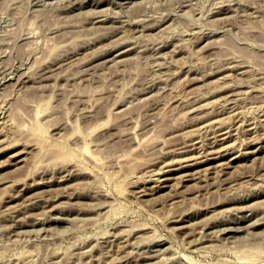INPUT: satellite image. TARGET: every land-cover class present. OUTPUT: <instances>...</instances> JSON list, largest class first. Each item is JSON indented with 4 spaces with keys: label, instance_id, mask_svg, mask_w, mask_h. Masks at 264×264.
I'll use <instances>...</instances> for the list:
<instances>
[{
    "label": "rangeland",
    "instance_id": "1",
    "mask_svg": "<svg viewBox=\"0 0 264 264\" xmlns=\"http://www.w3.org/2000/svg\"><path fill=\"white\" fill-rule=\"evenodd\" d=\"M41 1L0 0V138H2L0 139L2 149H0L4 150L3 153L0 150V160L4 159L1 161L6 162V165L4 164L0 170V264H140L141 262V264H164V261L165 264H182L180 262L183 261L184 264H264V154H262L264 153V135H262L264 133V0H242L243 2L241 0H235L236 2L233 0L231 2L230 0H188V2H186L187 0H142L145 2L142 5L141 0H138L141 6L137 2L134 4L137 0H125L126 2L124 0H99L101 3L94 0L97 4L92 0H81L83 5L79 0H76L74 4L71 2L72 0H60L63 3H68L64 5L59 0H43V3ZM119 2H122V5ZM220 3L221 5L217 6ZM124 4L130 7L126 8ZM65 5L75 9L67 7V10ZM86 8L89 11L94 9L99 12L94 11L93 15L87 12ZM99 8L102 10L106 8V11L104 9L103 12L107 15L103 14ZM82 9L86 11H82ZM90 16L94 17L90 18ZM104 16H107V19ZM95 17L100 22L95 21ZM109 17L113 19L108 20ZM134 17H142L140 18L142 21H137V23L135 20H139V18L135 19ZM123 18H127L124 19L125 22L122 21ZM143 18L145 19L143 20ZM149 18L152 21L155 20L153 21L154 26ZM158 18L163 20H158ZM90 19L94 20L89 22ZM129 19L130 23L133 21L135 23L130 25ZM159 21H163L165 24ZM120 23L126 27L121 28L124 33L119 29ZM157 23L160 27L156 26ZM141 24H144V27ZM98 25L104 27L100 26L103 27L100 29ZM105 25H108L110 29ZM112 25H114L112 28L116 25L118 28L115 27L112 31ZM145 25L148 26L149 32ZM95 26L99 29L95 30ZM131 26L132 30H130ZM150 26L151 28H149ZM134 27L135 29L139 28V31L142 29L141 34L147 35L142 36L137 29L133 31ZM105 29H108L109 32ZM118 30H121L120 33ZM208 31H212V34L207 33ZM131 39H134L135 42L130 41ZM120 40L121 43L125 40L128 41H125L123 43L125 45L122 44L121 47ZM164 43L167 44L166 47ZM127 47H129V51L133 52L126 51ZM155 48L162 52L159 53L160 51ZM172 48H174L173 51ZM103 49L104 51H101ZM95 52L100 54L96 55ZM115 52H120V54L117 55ZM126 53L129 54L126 55ZM162 53L164 58L161 57ZM158 56L161 58L159 59ZM59 57L60 59H58ZM114 58H116L115 60L121 58V60L117 62L113 60ZM109 59L114 62L108 61ZM59 60L63 64H59ZM238 63H242V66L241 64L239 66ZM221 64L222 66H220ZM226 64L230 66L229 69ZM56 66L58 67L55 68ZM218 66L221 67L220 70ZM212 67L219 71L213 70ZM44 68H48V70ZM9 69H12V72L9 71V73ZM41 70L46 71L45 75ZM207 70L208 73L213 74H204L203 76L202 74ZM2 71L7 72L4 74ZM27 71L29 76H26ZM215 72L216 74H214ZM227 72L229 74H224ZM9 75L11 77H7ZM206 75L208 78L204 79ZM224 75L225 77H223ZM18 77L19 79H17ZM26 77L31 78L27 79ZM211 79L213 80L211 81ZM17 81L19 82L17 83ZM219 86H223L220 87L222 90H218ZM230 87H232L231 90ZM250 87L252 89L255 87L254 91L249 90ZM236 89L242 90V92L239 91L238 96H236L238 93ZM233 90L234 94H231ZM220 91L223 92L222 96ZM226 96L229 98L227 99ZM238 97L240 98L238 99ZM232 98H235V101ZM214 99L215 102H213ZM197 100L201 103H198ZM230 100L236 107L232 106L233 102L231 103ZM204 101L210 103L208 105L206 102L209 107L204 106ZM221 101H223V105ZM227 105L232 108L228 109ZM195 106L197 107L195 108L196 112L192 108ZM191 108L194 113H191ZM190 110L191 112H188ZM230 110H235L237 115L232 116L233 113L230 114ZM184 111H187V115L184 114ZM211 113L214 120L218 119V122H214L212 116L208 115ZM196 114L197 116H195ZM207 121L211 123H208L209 126H207ZM239 121H241L240 126L238 125ZM220 122H223L227 127L221 126L223 123ZM227 122L230 123V127ZM251 122L254 125L257 124L254 126ZM189 124H191L190 127ZM222 130H226L227 133L224 135H228L229 138L225 141L227 143L217 144L215 142L218 137L223 136ZM183 131L186 133L185 137L189 134L188 132L192 133L186 139ZM231 131L233 132L231 133ZM240 131L246 132L244 134ZM178 134L183 136L182 139ZM193 134H195L194 137ZM188 138H191L193 142ZM232 141L233 144H230ZM171 142H174V145ZM196 142L202 143L197 145ZM180 143L181 146H179ZM171 146L174 147V153ZM192 147L195 148L192 149ZM257 147L259 150L251 154V150ZM217 148L224 155L210 164L204 163L199 166L202 168L200 173L204 174L206 170V175L199 174L200 176L196 175L191 178L187 176V179H183L185 176H181V173L192 171L185 169L172 175L176 176L168 182L171 185L157 191L158 193L152 192L153 195L149 192V187L156 183L155 180L161 175V171L169 166L171 159H173L171 167H176L175 165L179 166L178 164L183 161L185 163V157L186 163H190L202 154L216 156L219 154ZM177 149H181V153ZM20 150L24 161L19 163L22 166L16 164L19 167H15L14 164L7 162L11 157L9 154L20 152ZM168 150H171L170 153ZM201 150H205V152ZM229 150L230 153H228ZM164 153L167 154L169 161ZM176 153L180 155L178 156ZM176 155L178 162L174 158ZM233 155L238 156L239 160L236 159L235 165L226 168L228 171L220 172L217 167L209 169L206 167L215 164V162L227 161L234 157ZM182 156L185 157L182 158ZM250 158L253 160L250 161ZM241 159L246 164H243ZM152 163L155 165L153 166ZM166 164L168 165L166 166ZM150 165H152L151 168ZM147 168L149 171L146 170ZM153 169L156 170L155 174H153ZM158 170H161L160 175L157 173ZM63 174L67 175V178L62 177ZM145 174L147 176L150 174L151 178ZM178 174L183 177V180L179 179ZM215 174L218 176L216 177ZM50 177H56L58 181L56 182V179L53 181ZM161 177L163 176L159 178ZM262 178L263 180H261ZM49 179L50 181H48ZM211 179L220 181L213 182ZM13 180L19 183L17 184ZM153 180L154 182H151ZM181 182L182 184H180ZM178 183L180 186H177ZM205 183L206 185H204ZM187 184L188 186H186ZM58 186H61V189ZM63 186L64 188H62ZM184 187L187 188H185L186 191H184ZM44 188L46 190L49 188V190L46 191ZM51 188L54 192L57 190L59 193H54ZM181 188H183L182 191ZM137 189H140V195ZM12 190L18 191L15 193ZM37 190L40 192L35 193ZM62 193L66 195L64 194V196ZM32 194H35L33 196L36 198L32 197ZM37 194L40 195L39 198L36 196ZM45 194H48L49 198ZM58 194L60 195L58 196ZM171 194L174 195L171 196ZM41 195L44 199L47 197V201L44 202ZM179 196L182 198L180 199ZM24 201L26 205L23 204ZM40 201L44 205L40 204ZM52 201L54 202L52 203ZM101 201L103 204H100ZM13 204L16 205V209ZM249 204L253 207H249ZM19 205H24L26 208L18 207ZM53 205L55 207H52ZM243 205L248 207L242 209L240 206ZM30 206L31 208H29ZM254 207L255 211H253ZM27 208L28 210L32 209V213L31 210H26L27 214L25 211ZM181 212H184L183 215ZM24 213L27 215L24 216ZM33 215L35 218L32 217ZM183 219L188 220L184 221ZM248 219L250 221L257 219L254 221L257 222L256 224H251L253 229H250ZM261 220L263 222H260ZM243 221L245 222L243 223ZM12 224L13 226H11ZM243 224H247L249 228ZM225 225L233 228L236 226L234 228L236 230L226 232ZM214 227H216L215 230L211 231ZM239 227L243 231L237 229ZM201 228H203V232H206L201 231L203 235L199 232ZM16 230L19 232L22 230V233L19 234L18 231L15 233ZM216 231L217 234L220 231L219 238ZM188 232L192 233L193 237L188 235ZM233 234L236 236H232ZM198 235L201 236L199 241L197 240ZM224 235H229V238ZM125 236L128 237H126L127 242L123 238ZM204 236H208L207 239ZM222 236L225 239H222ZM195 239L197 240L196 244ZM202 239L208 241L203 244ZM84 243L86 244L83 245ZM87 245L89 248L93 246L92 250L87 249ZM80 249L81 251L87 249L90 252L85 251L86 254L85 252L82 254ZM138 249H142L145 253ZM133 251L135 254L138 252L140 254L135 256ZM141 253L144 255L147 253V256L141 255ZM149 254L152 256L148 257ZM133 255L134 257H132ZM154 255H157L155 256L157 258Z\"/></svg>",
    "mask_w": 264,
    "mask_h": 264
},
{
    "label": "bare ground",
    "instance_id": "2",
    "mask_svg": "<svg viewBox=\"0 0 264 264\" xmlns=\"http://www.w3.org/2000/svg\"><path fill=\"white\" fill-rule=\"evenodd\" d=\"M34 1H37V0H34ZM42 1H43V0H42ZM42 1H41V3H43ZM59 1H60V0H59ZM75 1H76V0H72L71 2H73V4H74ZM77 1H78V0H77ZM79 1L81 2V0H79ZM85 1H86V0H85ZM92 1L95 2L94 0H92ZM97 1H99V0H97ZM100 1H101V0H100ZM100 1H99V3H101ZM104 1H105V0H104ZM129 1H131V0H129ZM134 1H135V0H134ZM134 1H132V2H134ZM144 1H145V0H144ZM144 1L141 0V5H142V3H143ZM180 1H181V0H180ZM183 1H184V0H183ZM183 1H182V2H183ZM185 1H186V0H185ZM189 1H190V0H189ZM221 1H222V0H221ZM224 1H225V0H224ZM226 1H227V0H226ZM233 1L236 2L235 0H233ZM238 1H239V0H238ZM38 2L40 3V1H38ZM38 2H37V4L39 5ZM60 2H62V5H64V4H68V3H63V1H60ZM93 2H92V3H93ZM117 2H118V1H117ZM124 2H126V1L124 0ZM136 2L140 5V3H139L138 0L135 1L134 4H136ZM178 2H179V1H178ZM186 2H188V0H187ZM228 2H229V1H228ZM228 2H227V3H228ZM230 2H231V0H230ZM241 2H243V1L241 0ZM32 3H33V2H32ZM44 3H46V2L44 1ZM69 3H70V2H69ZM82 3H83V2H81V4H82ZM89 3H90V2H89ZM95 3L97 4V2H95ZM119 3H120V2H119ZM129 3H130V2H129ZM129 3H127V4H129ZM189 3H190V2H189ZM189 3H187V5H188ZM227 3H226V4H227ZM237 3H239V2H237ZM33 4H34V3H33ZM81 4H80V5H81ZM117 4H118V3H117ZM120 4L122 5V2H121ZM120 4H119V5H120ZM138 4H137V5H138ZM144 4H145V2H144ZM35 5H36V4H35ZM69 5H71V4H69ZM77 5H79V4L77 3ZM82 5H83V4H82ZM91 5H92V4H91ZM130 5H131V4H130ZM132 5H133V4H132ZM141 5H140V6H141ZM187 5H186V6H187ZM189 5H190V4H189ZM219 5H221V3L218 4L217 6H219ZM42 6H43V5H42ZM65 6H66V9H67V7H68V9H75V8H69V6H67V5H65ZM86 6H87V5H86ZM124 6H126V8H127V7L129 8V7H130L129 5L127 6V5H125V4H124ZM178 6H182V5H178ZM230 6H232L231 3H230ZM230 6H229V7H230ZM235 6H236V5H235ZM237 6H239V5H237ZM36 7H38V6L36 5ZM82 7H83V9H84V6H82ZM96 7H98V6H96ZM99 7H100V6H99ZM137 7H138V6H137ZM221 7H222V6H221ZM78 8H79V7H78ZM93 8H95V7H93ZM120 8H121V6H120ZM124 8H125V7H124ZM219 8H220V7H219ZM225 8H226V7H225ZM225 8H223V9H225ZM230 8H231V7H230ZM230 8H227V9H230ZM68 9H67V10H68ZM76 9H77V6H76ZM83 9H82V11H86V10H88L87 8H86V10H83ZM91 9H92V8H91ZM99 9H100V8H99ZM104 9H105V11H106V8H103V10H102V8H101L100 10H102V12H103ZM232 9H233V8H232ZM219 10H220V9H219ZM71 11H72V10H71ZM73 11H75V10H73ZM79 11H81L80 8H79ZM94 11H95L96 13L99 12V10H98V12H97V11L94 10V9H92V11H89V10H88L87 12L92 13V12H94ZM213 11H214V10H213ZM223 11H224V10H223ZM226 11H227V10H226ZM226 11H225V12H226ZM67 12H68V11H67ZM95 12H94V13H95ZM221 12H222V11H221ZM77 13H78V11H77ZM94 13H92V14L94 15ZM104 13H105V12H103V14H104ZM167 13H168V12H167ZM167 13H165V15H166ZM169 13H170V12H169ZM216 13H217V11H216ZM222 13H223V12H222ZM222 13H221V14H222ZM92 14H91V15H92ZM170 14H171V13H170ZM218 14H219V13H218ZM95 15H96V14H95ZM101 15H102V14H101ZM105 15H107V14L105 13ZM165 15H164V18H165ZM167 15H168V14H167ZM93 17H94V16H93ZM93 17L90 16V18H93ZM104 17H105V16H104ZM106 17H107V16H106ZM106 17H105V18H106ZM114 17H115V16H114ZM160 17H161V16H160ZM162 17H163V15H162ZM96 18H97V17L94 18L95 21L98 20V18H97V19H96ZM110 18H111V17H109L108 20H109ZM117 18H119V17H117ZM129 18H130V17H129ZM134 18H135V17H134ZM134 18H133V20H135L136 18H139V17H136L135 19H134ZM140 18H142V17H140ZM140 18H139V20H135V21H136V22H137V21L140 22V20L142 21V19H140ZM94 19H90L89 22H91V20H94ZM99 19L101 20V16H100ZM103 19H104V18H103ZM103 19H102V20H103ZM106 19H107V18H106ZM106 19H105V20H106ZM111 19H113V18H111ZM124 19H125V18H123V20H122L123 22H125ZM126 19H127V18H126ZM126 19H125V20H126ZM144 19H145V18H143V20H144ZM149 19H150V18H149ZM165 19H166V18H165ZM108 20H107V22H108ZM117 20H118V19H117ZM117 20L115 21L116 23H117ZM119 20H120V19H119ZM147 20H148V18L146 19V21H147ZM156 20H157V18H156ZM158 20H163V19H159V18H158ZM95 21H94V22H95ZM98 21H99V20H98ZM103 21H104V20H103ZM146 21H144V24H146V23H145ZM150 21L153 22V21H155V20L152 21V20L150 19ZM164 21H166V20H164ZM87 22H88V21H87ZM99 22H100V21H99ZM101 22H102V21H101ZM104 22H105V21H104ZM109 22H110V21H109ZM112 22H114V21L112 20ZM112 22H111V23H112ZM120 22H121V21H120ZM133 22H134V21H133ZM133 22H131V23H133ZM147 22H148V21H147ZM151 22H149V23H151ZM159 22L165 24V22H163V21H159ZM92 23H93V22H92ZM111 23H110V24H111ZM118 23H119V22H118ZM131 23H130V19H129V24L131 25ZM134 23H135V22H134ZM137 23H138V22H137ZM155 23H156V22H155ZM90 24H91V23H90ZM98 24H99V23H98ZM100 24H101V23H100ZM107 24H108V23H107ZM120 24H121V23H120ZM125 24H127V23H125ZM144 24H141V25L144 27ZM153 24H154V22L152 23V25H153ZM158 24H159V23H157L156 26H159V27H160V25H158ZM96 25H97V24H96ZM137 25H138V24H137ZM137 25H136V26H137ZM154 25H155V24H154ZM154 25H153V26H154ZM93 26H94V25L92 24V27H93ZM100 26H103V25H98V27H100ZM107 26H108V25H107ZM107 26L105 25L106 28H107ZM113 26H114V25H112L111 28H112ZM117 26H118V25H116L115 27L118 28ZM142 26H141V27H142ZM145 26H147V25H145ZM156 26H155V27H156ZM95 27H96V28H95ZM95 27H94L95 30H96V29H99V28H97V26H95ZM103 27H104V26H103ZM103 27H100V29L103 28ZM108 27H109V26H108ZM115 27H114V28H115ZM122 27H123V25L121 24V27H120L119 29H121ZM124 27H125V26H124ZM124 27H123V28H124ZM128 27H129V26H128ZM128 27H127V28H128ZM141 27H140V28H141ZM155 27H154V28H155ZM89 28H90V26H89ZM114 28H112V31H113ZM125 28H126V27H125ZM131 28H132V26L130 27V30H132ZM149 28H151V26H150ZM91 29H93V28H91ZM109 29H110V27H109ZM134 29H135V27L133 28V31H135L136 29L138 30L139 28H136L135 30H134ZM143 29H144V28H143ZM161 29H162V28H161ZM105 30L108 31V29H105ZM121 30H122V29H121ZM121 30H118V32L120 33ZM126 30H127V29H126ZM146 30L148 31V26H147V29H146ZM149 30H150V29H149ZM122 31H123L122 33H124V30H122ZM138 31H139V30H138ZM193 31H194V30H193ZM105 32H106V31H105ZM105 32H104V33H105ZM108 32H109V31H108ZM108 32H107V33H108ZM116 32H117V31H116ZM118 32H117V33H118ZM131 32H132V31H131ZM148 32H149V31H148ZM190 32L193 33L192 31H190ZM190 32H189V33H190ZM195 32H196V31H195ZM201 32H202V31H201ZM204 32H205V31H204ZM204 32H203V33H204ZM209 32H210V31H208L207 33H209ZM135 33H136V32H135ZM139 33H140V34L142 33V29H141V31H139ZM144 33H145V32H144ZM198 33H200V31H198ZM201 34H202V33H201ZM209 34H212V31H211ZM123 35H124V34H123ZM138 35H139V34H138ZM141 35H142V36H145V35H147V34H145V35L141 34ZM202 35H203V34H202ZM120 36H121V34L119 35V39H120ZM124 36H125V35H124ZM127 36H128V35H127ZM204 36H205V35H204ZM122 37H123V36H122ZM134 37H135V36H134ZM130 38H131V36H130ZM208 38H209V37H208ZM116 39H117V38H116ZM125 39H128V38H125ZM204 39H205V37H204ZM206 39H207V38H206ZM117 40H118V39H117ZM121 40H122V38H121ZM121 40H120V43H121ZM132 40L135 42L134 39H131L130 41H132ZM118 41H119V40H118ZM125 41H126V40H125ZM125 41H123V43H124ZM127 41H128V40H127ZM127 41H126V42H127ZM130 41H129V42H130ZM133 41H132V42H133ZM134 42H133V43H134ZM113 43H115V42H113ZM117 43L119 44V42H117ZM123 43H121V47H122V44H123ZM130 43H131V42H130ZM133 43H132V44H133ZM136 43H137V42H136ZM162 43H163V42H162ZM118 44H117V45H118ZM126 44H127V43H126ZM164 44H165V43H164ZM164 44H163V45H164ZM114 45H115V44H114ZM117 45H116V46H117ZM123 45H125V44H123ZM137 45H138V44H137ZM166 45H167V44H165V47H166ZM168 45H170V44H168ZM171 45H172V44H171ZM111 46H112V44H111ZM133 46H134V45H133ZM133 46H131V47H133ZM161 46H162V45H161ZM173 46L176 47V45H173ZM112 47L114 48V46H112ZM118 47H119V46H118ZM121 47H120V48H121ZM137 47H138V46H137ZM154 47H155V46H154ZM159 47H160V45H159ZM115 48H116V47H115ZM128 48H129V47H127L126 51L128 50ZM152 48H153V47H152ZM170 48H171V47H170ZM117 49H119V48H117ZM123 49H124V48H123ZM133 49H134V47H133ZM136 49H137V48H136ZM139 49H140V48H139ZM155 49H157V48H155ZM168 49H169V48H168ZM168 49H167V50H168ZM173 49H174V48H172V51H173ZM109 50H110V49H109ZM131 50H132V48H131ZM153 50H154V49H153ZM157 50H158V49H157ZM164 50H166V49H164ZM101 51H104V49L101 50ZM101 51H100V52H101ZM118 51H119V50H118ZM121 51H122V49H121ZM121 51H120V52H121ZM123 51H124V50H123ZM126 51H125V52H126ZM128 51H129V50H128ZM134 51H135V50H134ZM158 51H160L159 53L162 52L161 50H158ZM170 51H171V50H170ZM174 51H175V50H174ZM176 51H177V49H176ZM66 52H67V51H66ZM66 52H65V53H66ZM109 52H110V51H109ZM120 52H119V53H116V52H115V53H116L117 55H119ZM129 52H133V51H129ZM163 52H164V51H163ZM95 53H96V55H97L98 52H95ZM95 53H93V54L95 55ZM102 53H103V52H102ZM102 53H101V54H102ZM107 53H108V52H107ZM154 53H155V52H154ZM154 53H153V55H154ZM166 53H168V52H166ZM171 53L173 54L174 52H171ZM171 53H170V54H171ZM175 53H177V52H175ZM67 54H68V52H67ZM93 54H92V56H91L92 58H93ZM98 54H100V53H98ZM103 54H105V53H103ZM110 54H112V53H110ZM116 54H114V55H116ZM121 54H122V52H121ZM124 54H125V53H124ZM124 54H123V55H124ZM127 54H129V53H126V55H127ZM112 55H113V54H112ZM112 55H111V56H112ZM117 55H116V56H117ZM155 55H156V54H155ZM157 55H158V53H157ZM64 56H66V55H64ZM98 56H99V55H98ZM98 56H97V58H98ZM102 56H103V55H102ZM159 56H160V55H159ZM159 56H158V58H159ZM162 56H163V58H164L163 53L161 54V57H162ZM67 57H69V56H67ZM67 57H65V58H67ZM71 57H72V56H71ZM94 57H95V56H94ZM103 57H105V56H103ZM106 57H107V56H106ZM112 57H113V56H112ZM114 57H115V56H114ZM154 57H155V56H154ZM161 57H160V58H161ZM108 58H109V57H108ZM110 58H111V57H110ZM158 58H157V59H158ZM160 58H159V59H160ZM163 58H162V59H163ZM58 59H60V57H59ZM58 59H57V60H58ZM70 59H71V58H70ZM95 59H96V58H95ZM95 59H94V60H95ZM99 59H100V58H99ZM111 59H112V58H111ZM111 59H109L108 61H110ZM115 59H116V58H114L113 60H115ZM66 60H67V59H66ZM68 60H69V59H68ZM68 60H67V61H68ZM102 60H103V59H102ZM106 60H107V59H106ZM113 60H111V61H113ZM119 60H121V58H120ZM119 60H115V61L118 62ZM230 60H231V58H230ZM59 61H60V62H58L59 64H60V63L63 64V62H61V60H59ZM63 61H64V60H63ZM108 61H105V62H108ZM111 61H110V62H111ZM55 62H57V61H55ZM64 62H66V61H64ZM113 62H114V61H113ZM227 62H228V61H227ZM232 62H233V61H232ZM67 63H68V62H67ZM108 63H109V62H108ZM108 63H107V64H108ZM242 63H243V62H242ZM242 63H238V65L241 64V66H242ZM62 64H61V65H62ZM65 64H66V63H65ZM107 64H106V65H107ZM227 64H228V63H227ZM227 64H226V65H227ZM232 64H233V63H232ZM232 64H231V67H233ZM52 65H53V64H52ZM223 65H224V64H223ZM234 65H235V64H234ZM236 65H237V64H236ZM243 65H245V64L243 63ZM62 66H63V65H62ZM64 66H65V65H64ZM220 66H222V64H221ZM239 66H240V65H239ZM239 66H238V67H239ZM17 67H18V66H17ZM19 67H21V66H19ZM19 67H18V68H19ZM46 67H47V66H46ZM53 67H54V66H53ZM57 67H58V66H56L55 68H57ZM218 67H219V66H218ZM224 67H225V66H224ZM224 67H222V68H224ZM227 67H228V69L230 68L229 65H227ZM244 67L246 68V66H244ZM244 67H242V68H244ZM55 68H53V69H55ZM212 68H213V67H212ZM220 68H221V67H219L218 69L220 70ZM27 69H28V68H27ZM41 69H42V68H41ZM44 69H47V70H48V68H44ZM49 69H50V67H49ZM214 69H215V67L213 68V70H214ZM218 69H217V70H218ZM232 69H234V67H233ZM239 69H240V71L242 70L241 67H240ZM11 70H12V69H9L8 72H9V71L12 72ZM208 70H209V69H208ZM208 70H207V72H205V73H203V74L201 73V74H202L203 76H204V74H213V73H211L213 70H212V71L209 70V71H211L210 73H208ZM217 70L215 69V71H217ZM219 70H218V71H219ZM235 70H236V69H235ZM41 71H42V70H41ZM52 71H53V70H52ZM222 71L224 72V69H223ZM227 71H228V70H227ZM230 71H231V69H230ZM230 71H228V72H230ZM0 72H1V71H0ZM2 72H3V71H2ZM5 72H7V71H5ZM5 72H3V73L5 74ZM10 72H9V73H10ZM24 72H25V71H24ZM42 72H44V70H43ZM50 72H51V71H50ZM203 72H204V71H203ZM228 72H227V73H224V74L227 75V74H229ZM231 72H233V71H231ZM231 72H230V74L233 76V74H232ZM238 72H239V71H238ZM243 72H244V71H243ZM25 73H26V72H25ZM39 73H40V72H39ZM45 73H46V71L44 72V75H45ZM177 73H178V72H177ZM179 73H180V72H179ZM219 73H222V72H219ZM6 74H7V73H6ZM21 74H22V73H21ZM23 74H24V73H23ZM47 74H48V73H47ZM49 74H50V73H49ZM214 74H216V72H215ZM237 74H238V73L236 72V75H237ZM239 74H240V73H239ZM243 74H244V73H243ZM2 75H3V74H2ZM2 75H1V76H2ZM10 75H11V74H10ZM10 75L7 76V77H11ZM27 75H28V71H27L26 76H27ZM31 75H33V74H31ZM52 75H53V74H52ZM178 75H179V74H178ZM236 75H235V76H236ZM12 76H13V75H12ZM18 76H19V75H18ZM28 76H29V75H28ZM34 76H35V75H34ZM34 76H33V77H34ZM38 76H39V74H38ZM47 76H48V75H47ZM50 76H51V75H50ZM174 76H176V75L174 74ZM207 76H208V75H206V77H205L204 79L208 78ZM211 76H212V75H211ZM215 76H216V75H215ZM218 76L222 77L221 75H218ZM228 76H229V75H228ZM22 77H24V76L22 75ZM43 77H44V76H43ZM198 77H199V76H198ZM198 77H197V78H198ZM223 77H225V75H224ZM236 77H237V76H236ZM0 78H1V77H0ZM2 78H4V77L2 76ZM20 78H21V77H20ZM26 78H27V77H26ZM28 78H29V77H28ZM28 78H27V79H28ZM30 78H31V77H30ZM30 78H29V79H30ZM34 78H35V77H34ZM39 78H40V77H39ZM47 78H49V77H47ZM50 78H51V77H50ZM188 78H189V76H188ZM191 78H192V77H191ZM191 78H190V79H191ZM200 78H201V76H200ZM213 78H214V77H213ZM217 78H219V77H217ZM4 79H5V78H4ZM17 79H19V77H18ZM17 79H16V80H17ZM44 79H46V77H44ZM220 79H221V78H220ZM230 79H231V78H230ZM232 79H234V78L232 77ZM232 79H231V80H232ZM22 80H24V79L22 78ZM31 80H32V79H31ZM31 80H30V81H31ZM39 80H40V79H39ZM42 80H43V78H42ZM46 80H47V79H46ZM188 80H189V79H188ZM199 80H200V79H199ZM212 80H213V79H211V81H212ZM214 80H215V78H214ZM221 80H222V79H221ZM224 80H225V79H224ZM226 80H227V79H226ZM228 80H229V78H228ZM231 80H230V81H231ZM19 81H21V80H19ZM19 81H17V83H18ZM27 81H28V80H27ZM189 81H190V80H189ZM23 82H24V81H23ZM23 82H22V84H23ZM36 82H39V81H36ZM202 82H203V80H202ZM217 82H218V81H217ZM24 83H25V82H24ZM239 83H240V82H239ZM226 84H227V83H226ZM226 84H225V89L227 88V87H226ZM229 84H231V83H229ZM241 84H242V83H241ZM258 84H259V83H258ZM20 85H21V84H20ZM23 85H24V84H23ZM215 85H216V84H215ZM220 85H221V82H220ZM231 85H232V84H231ZM231 85H230V86H231ZM17 86H18V85H17ZM21 86H22V85H21ZM21 86H20V87H21ZM36 86H37V85H36ZM223 86H224V85H223ZM223 86H219V87H218L219 89H218V88H217V89L220 90V89H221L220 87H223ZM228 86H229V85H228ZM238 86H239V85H238ZM243 86H244V85H243ZM250 86H251V85H250ZM233 87L235 88L236 86H233ZM240 87H241V86H240ZM228 88H229V87H228ZM238 88H239V87H238ZM231 89H232V87H230V90H231ZM240 89H241V88H240ZM242 89H243V88H242ZM250 89H252V88L250 87L249 90H250ZM254 89H255V87H254L252 90L254 91ZM218 90H217V91H218ZM221 90H222V89H221ZM236 90H237V89H236ZM243 90H244V89H243ZM257 90H260V89H257ZM145 91H146V89H145ZM150 91H151V90H150ZM150 91H149V92H150ZM226 91H227V90H226ZM226 91H224V92L226 93ZM239 91L242 92V90H237L238 93H237L236 96L239 95ZM244 91H245V90H244ZM244 91H243V92H244ZM255 91H256V90H255ZM220 92H222V91H220ZM220 92H219V93H220ZM227 93H228V92H227ZM230 93H231V92H230ZM235 93H236V92H235ZM231 94H234V90H233V92H232ZM241 94H242V93H241ZM205 95H208V94H205ZM205 95H203V96H205ZM222 95H223V92H222L221 96H222ZM225 95H226V94H225ZM221 96H220V97H221ZM227 96H229V95L227 94ZM227 96H226V97H227ZM223 97H224V96H223ZM226 97H225V98H226ZM198 98H199V97H198ZM203 98H204V97H203ZM216 98H217V97H216ZM228 98H229V97H227V99H228ZM239 98H240V97H238V99H239ZM195 99H196V98H195ZM199 99H200V98H199ZM220 99H222V97H221ZM232 99H233V98H232ZM234 99H235V98H234ZM234 99H233V100H234ZM190 100H191V99H190ZM217 100H218V98H217ZM217 100H216V101H217ZM191 101H194V100L192 99ZM200 101H201V99H200ZM200 101H199V102H200ZM212 101H213V100H212ZM234 101H235V100H234ZM236 101H237V100H236ZM182 102H183V101H182ZM197 102H198V100H197ZM199 102H198V103H199ZM201 102H202V101H201ZM201 102H200V103H201ZM204 102H205V101H204ZM206 102H207V104H208V101H206ZM206 102H205V104H206ZM209 102H211V101H209ZM213 102H215V99H214ZM219 102H220V100H219ZM219 102H218V103H219ZM222 102H223V101H221V103H222ZM228 102H229V101H228ZM230 102H231V100H230ZM232 102H233V101H232ZM232 102H231V103H232ZM188 103H190V102H188ZM188 103H186V104H188ZM191 103H192V102H191ZM195 103H196V101H195ZM224 103H225V102H224ZM205 104H204V106L209 107V106H207V104H206V105H205ZM225 104H226V103H225ZM232 104H233L232 106H234V102H233ZM188 105H191V104H188ZM193 105H194V102H193ZM193 105H192V106H193ZM198 105H199V104H198ZM198 105H197V107H198ZM202 105H203V103H202ZM208 105H210V103H209ZM222 105H223V103H222ZM229 105H230V104H229ZM235 105H236V104H235ZM204 106H203V107H204ZM232 106L229 107V106L227 105V108L229 107L228 109H230V108H232ZM237 106H238V105H237ZM183 107H184V106H183ZM197 107L195 106V107H192V108L195 109V108H197ZM206 107H204V108H206ZM225 107H226V106H225ZM234 107H236V106H234ZM187 108H188V106H187ZM187 108H186V110H187ZM192 108H191L192 112H191V110L188 111V112H191V113L196 112L197 109H195V111L193 112V109H192ZM201 108H202V107H201ZM237 108H238V107H237ZM188 109H190V108H188ZM228 109H227V110H228ZM201 110H202V109H201ZM231 110H232V109H231ZM231 110H230V111H231ZM235 110H236V109H235ZM235 110H233V111L230 112V114L233 113L232 116L237 115V114L235 113ZM263 110H264V109H263ZM178 112H179V111H178ZM186 112H187V111H186ZM186 112L184 111V114H186ZM225 112H227V111H225ZM236 112H237V111H236ZM263 112H264V111H263ZM181 113H182V112H181ZM208 113H209V112H208ZM234 113H235V114H234ZM182 114H183V113H182ZM197 114H198V113H197ZM197 114H196L195 116H197ZM206 114H207V113H206ZM261 114H263V113L261 112ZM186 115H187V114H186ZM208 115H209V116H210V115L212 116V113H211V114H208ZM228 115H229V112H228ZM199 116H200V115H199ZM201 116H202V115H201ZM217 116H218V115H217ZM229 116H230V115H229ZM192 117H193V116H192ZM259 117H260V116H259ZM197 118H198V117H197ZM200 118H201V117H200ZM206 118H207V117H206ZM210 118H211V117H210ZM212 118H213V120H214V116H212ZM215 118H216V117H215ZM195 119H196V118H195ZM203 119L205 120V118H203ZM203 119H202V120H203ZM216 119H217V118H216ZM263 119H264V117H263ZM191 120H192V118H191ZM196 120H197V119H196ZM198 120H199V119H198ZM204 120H203V121H204ZM260 120H261V119H260ZM205 121H206V120H205ZM210 121H211V119H210ZM215 121H216V120H214V122H215ZM219 121H221L220 118H219ZM222 121L224 122V120H222ZM254 121H257V120H254ZM261 121H262V120H261ZM261 121H260V122H261ZM263 121H264V120H263ZM191 122H193V121H191ZM196 122H198V121H196ZM200 122H201V119H200ZM216 122H218V119H217ZM223 122H220V123H223ZM234 122H235V121H234ZM240 122H241V121H239V123H238L239 126H240ZM242 122H244V121H242ZM248 122H249V121H248ZM252 122H253V121H252ZM252 122H251V123H252ZM258 122H259V120H258ZM198 123H199V122H198ZM204 123L206 124V122H204ZM204 123H203V124H204ZM208 123H209V122L207 121V124H208ZM224 123H225V122H224ZM224 123H223L221 126H223ZM227 123H228V126H229L230 123H229V122H227ZM231 123H232V122H231ZM249 123H250V122H249ZM186 124H187V123H186ZM201 124H202V123H201ZM209 124H211V123H209ZM209 124H208L207 126H209ZM216 124H217V123H216ZM225 124H226V123H225ZM244 124H245V123H244ZM247 124H248V123H247ZM247 124H246V125H247ZM252 124H253V123H252ZM256 124H257V123H255V125H256ZM258 124H259V123H258ZM194 125H195V123H194ZM194 125H193V126H194ZM196 125H197V124H196ZM212 125H213V124H212ZM219 125H220V124H219ZM232 125H234V124H232ZM232 125H231V126H232ZM241 125H243V123H241ZM253 125H254V124H253ZM253 125H252V126H253ZM255 125H254V126H255ZM260 125H261V123H260ZM190 126H191V124H189V127H190ZM199 126H200V125H199ZM202 126H203V125H202ZM207 126L205 125V127H207ZM224 126L227 127V125H224ZM248 126H249V125H248ZM248 126H247V128H249ZM250 126H251V125H250ZM252 126H251V127H252ZM186 127H187V126H186ZM189 127H188V129H189ZM195 127H196V126H195ZM205 127L203 128V130L205 129ZM229 127H230V126H229ZM229 127H228V128H229ZM241 127H242V126H241ZM245 127H246V126H245ZM258 127H259V126H258ZM261 127H262V126H261ZM183 128H184V127H183ZM196 128H197V127H196ZM199 128H200V127H199ZM201 128H202V127H201ZM201 128H200V129H201ZM213 128H214V125H213ZM221 128H222V127H221ZM221 128H220V129H221ZM235 128H236V127H235ZM193 129H194V127H193ZM207 129H209V128H207ZM223 129H224V128H223ZM225 129L227 130V128H225ZM232 129H233V128H232ZM259 129H260V128H259ZM185 130H186V128H185ZM191 130H192V129H191ZM203 130H202V132H203ZM209 130H210V129H209ZM226 130H222L223 132H221V133L223 134V136H222L221 138H219V137H220V136H219L218 139L216 138V139H217V142H215L216 140H215V141L213 140V141H214L215 143H217V144H219V143H222V144H223V142H225L226 139L229 138L228 135H224V134L227 133ZM234 130H235V129H234ZM242 130H244V129H242ZM248 130H249V129H248ZM255 130H256V129H255ZM255 130H253V132H254ZM260 130H261V129H260ZM260 130H259V131H260ZM219 131H220V130H219ZM236 131H237V130H236ZM249 131H251V129H250ZM256 131H257V130H256ZM259 131H258V132H259ZM183 132H184V131H183ZM193 132H195V131H193ZM204 132H205V131H204ZM215 132H216V131H215ZM232 132H233V131H231V133H232ZM240 132H241V131H240ZM245 132H246V131H245ZM245 132H241V133H244V134H245ZM258 132H256V133H258ZM188 133L190 134V133H192V132H188ZM198 133H199V132L197 131V135H198ZM218 133H219V132H218ZM221 133H219V134H221ZM236 133H237V132H236ZM247 133L249 134V132H247ZM251 133H252V132H251ZM251 133H250V134H251ZM254 133H255V132H254ZM175 134H176V133H175ZM179 134L182 135L181 133H179ZM179 134H178V135H179ZM185 134H186V133L184 132V133H183L184 137H185ZM189 134H187L186 137H188ZM205 134H207V133L205 132ZM211 134H212V133H211ZM219 134H218V135H219ZM228 134H229V132H228ZM248 134H247V135H248ZM259 134H260V133H259ZM180 135H179V136H180ZM190 135H191V134H190ZM194 135H195V134H193L192 136L194 137ZM197 135H196V136H197ZM207 135H208V134H207ZM233 135H234V134H233ZM237 135H238V133H237ZM260 135H261V134H260ZM262 135H264V133H262ZM173 136H174V135H173ZM175 136H176V135H175ZM216 136H217V134H216ZM216 136H215V137H216ZM243 136H244V135H243ZM171 137H172V136H171ZM180 137H181V136H180ZM180 137H179V139H180ZM182 137H183V136H182ZM182 137H181V139H182ZM186 137H185V138H186ZM215 137H214V138H215ZM231 137H232V136H231ZM233 137H235V136H233ZM244 137H245V136H244ZM253 137H254V134H253ZM262 137H263V136H262ZM191 138H192V137H191ZM191 138H188V139L191 140ZM195 138H198V137H195ZM195 138H194V141H195ZM200 138H201V137H200ZM206 138H207V137H206ZM206 138H205V139H206ZM255 138H258V136H257V137L255 136ZM0 139H2V138H0ZM179 139H178V140H179ZM186 139H187V138H186ZM205 139H204V140H205ZM208 139H209V138H208ZM208 139H206V140H208ZM212 139H213V138H212ZM235 139H236V138H235ZM235 139H233V140H235ZM248 139H249V138H248ZM197 140H198V139H197ZM197 140H196V141H197ZM201 140H202V139H201ZM201 140H200V141H201ZM209 140H210V139H209ZM230 140H231V139H230ZM230 140H229V141H230ZM252 140H254V139L252 138ZM0 141H1V140H0ZM183 141H185V140L183 139ZM186 141H187V140H186ZM191 141H192V140H191ZM198 141H199V140H198ZM202 141H203V140H202ZM249 141H250V140H249ZM2 142H3V141H2ZM192 142H193V141H192ZM203 142H204V141H203ZM205 142H206V141H205ZM210 142H211V141H210ZM234 142H235V141H234ZM250 142H251V141H250ZM259 142H260V141H259ZM0 143H1V142H0ZM171 143H173L172 145H174V142H171ZM189 143H190V142H189ZM196 143H197V142H196ZM196 143H195V144H196ZM201 143H202V142H198L197 145H198V144L200 145ZM206 143H207V142H206ZM215 143H214V145H215ZM225 143H227V142H225ZM257 143H258V142H257ZM260 143H261V142H260ZM183 144H184V143H183ZM186 144H187V143H186ZM191 144H192V143H191ZM217 144H216V145H217ZM230 144H233V141H232V143L230 142ZM235 144H236V143H235ZM249 144H250V143H249ZM255 144H256V143H255ZM184 145H185V144H184ZM188 145H189V144H188ZM193 145H194V144H193ZM197 145H196V147H197ZM206 145H207V144H206ZM208 145H209V144H208ZM211 145H212V142H211ZM227 145H229V144H227ZM227 145H226V146H227ZM245 145H247V144H245ZM250 145H251V144H250ZM257 145H259V144H257ZM179 146H181V143H180ZM189 146H190V145H189ZM189 146H188V147H189ZM221 146H222V145H221ZM221 146H220V147H221ZM230 146H232V145H230ZM233 146H234V145H233ZM3 147H4V146H3ZM169 147H170V145H169ZM182 147H183V145H182ZM182 147H181V149H182ZM190 147H191V146H190ZM190 147H189V148H190ZM218 147H219V146H218ZM222 147H224V146H222ZM228 147H229V146H228ZM237 147H238V146H237ZM248 147H249V145H248ZM251 147H252V146H251ZM259 147H260V146H259ZM0 148H1V147H0ZM172 148H173V149H172ZM193 148H195V147H192V149H193ZM199 148H203V147H199ZM243 148H244V147H243ZM253 148H254V146H253ZM1 149H2V148H1ZM1 149H0V150H1ZM4 149H5V148H4ZM12 149H14V148H12ZM181 149H179L180 151L177 149V150L179 151V153H181ZM184 149H185V148H184ZM187 149H188V148H187ZM190 149H191V148H190ZM204 149H205V145H204ZM217 149H218V148H217ZM220 149H221V148H220ZM227 149H228V148H227ZM238 149H240V148H238ZM262 149H263V148H262ZM21 150H23V149H21ZM21 150H20V152H15V153L13 152V154L10 153L11 155L9 154V156H11V157H10L9 159L7 158V159H8L7 162L10 163V164H14L15 167H16V166L19 167V165L22 166V164H19V163L22 162V160H23V157H21V152H22ZM171 150L173 151V150H174V147L171 146ZM171 150H170V151H171ZM196 150L198 151V149H196ZM206 150H207V149H206ZM208 150H209V149H208ZM215 150H216V149H215ZM218 150H219V149H218ZM233 150H236V149H233ZM247 150H248V149H247ZM257 150H259L258 147H257L256 149L251 150L250 153H251V154H254L255 152H257ZM260 150H261V149H260ZM1 151H2V150H1ZM3 151H4V150H3ZM3 151H2V153H3ZM168 151H169V150H168ZM168 151H167V152H168ZM170 151H169L168 153H170ZM182 151H185V150H182ZM190 151H191V150H190ZM199 151H200V150H199ZM201 151H204V152H205V150H201ZM237 151H238V150H237ZM239 151H240V150H239ZM239 151H238V152H239ZM163 152H165V151H163ZM186 152H187V151H186ZM223 152H224V151H223ZM225 152H226V151H225ZM234 152H235V151H234ZM234 152H233V153H234ZM243 152H244V151H243ZM243 152H242V153H243ZM245 152H247V151H245ZM248 152H249V151H248ZM23 153H24V152H23ZM173 153H174V151H173ZM173 153H172V154H173ZM197 153H198V152H197ZM197 153H195V154H197ZM209 153H210V152H209ZM215 153H216V152H215ZM217 153H219V154H218V155L215 154L216 156H214L213 153H212L213 156H211V155H209V154H208V155H205V154L203 155V154L201 153L203 156H202V155L199 156V157L196 158L193 162H190V163H189V162L186 163V160H187V159H186V157L184 156V157H185V163H184V161H183L181 164H178L179 166L175 165L176 167H171V165H172L171 163H172V161H173V159H171V158H172V157H171L170 159H171L172 161H170L169 166H168L165 170L161 169V170H163V171L160 170V171L162 172L161 175L159 174V173H160L159 170H158V172H157L160 176H163V177L159 178L160 176H158L157 179L155 180L156 183L152 184L150 187L147 186V187H149V189H150L149 192H151V193H152V192H155V191L157 192V191L163 189L164 187L171 185V184H169L168 182H170V180L172 181V179H174L175 176H176V175H175V176H172V175H174L176 172H180V171L185 170V169H189V171H190V170H192V171H190V172H186V173H184V174L181 173V176H183V175L185 176L184 178L181 177L180 174H178V175H179V179H182V178H183V179H187V178H186L187 176H189L188 178H191V177H193V176L196 177V175L201 174L200 171H202V168H199L200 165H202V164H204V163H209V164H210V163H212L214 160H218V159H220V158L222 157V155H224L223 153L221 154L220 150H219ZM228 153H230V150H229ZM228 153H227V154H228ZM176 154H178V153H176ZM182 154H183V153H182ZM210 154H211V153H210ZM231 154H232V153H231ZM238 154H240V153H238ZM238 154H237V155H238ZM262 154H264V153H262ZM164 155H166V157H167V154L164 153ZM169 155H171V154H169ZM174 155H175V154H174ZM179 155H180V154H178V156H179ZM183 155H184V154H183ZM190 155H191V154H190ZM248 155H250V154H248ZM248 155H247V156H248ZM171 156H172V155H171ZM192 156L195 157L194 154H192ZM233 156H234V155H233ZM239 156H240V155H239ZM243 156H244V155H243ZM7 157H8V156H7ZM161 157H162V156H161ZM163 157H164V156H163ZM166 157H165V158H166ZM176 157H177V155L174 157V158L177 160ZM180 157H181V156H180ZM184 157L182 156V158H184ZM188 157L191 158V156H188ZM226 157H227V156H226ZM228 157H229V156H228ZM237 157H238V156L231 157L229 160H227V161L225 160L224 162H218V163L215 162V164H213V165H207L206 167H207L208 169H209V168H212V167H217V169H218L220 172H222V171H224V170H227V171H228V169H226V168H229V167L235 165L234 162L236 161V159L239 160V158H237ZM248 157H249V156H248ZM165 158H164V159H165ZM167 158H168V157H167ZM167 158H166V159H167ZM252 158H253V157H252ZM254 158H255V157H254ZM254 158H253V159H254ZM257 158H259V157H257ZM24 159H25V157H24ZM179 159H180V158H179ZM253 159L250 158V161L253 160ZM1 160H2V159H1ZM1 160H0V170H2L1 168L4 166V164L6 165V162H5V163L2 162L4 159H3L2 161H1ZM5 160H6V159H5ZM167 160L169 161V158H168ZM167 160H166V161H167ZM182 160H183V159H182ZM182 160H181V161H182ZM223 160H224V159H223ZM241 160H242V159H241ZM23 161H24V160H23ZM163 161L165 162V160H163ZM174 161H175V160H174ZM188 161H189V160H188ZM242 161H243V160H242ZM245 161H246V160H245ZM247 161H248V160H247ZM157 162H158V161H157ZM157 162H156V164H157ZM177 162H178V160H177ZM179 162H180V161H179ZM243 162H244V161H243ZM243 162H241V163H243ZM252 162H253V161H252ZM8 163H7V164H8ZM22 163H23V162H22ZM16 164H19V165H16ZM170 164H171V165H170ZM236 164H237V163H236ZM243 164H246V162H244ZM152 165H153V163H152ZM152 165H150V168H151ZM154 165H155V164H154ZM154 165H153V166H154ZM167 165H168V164H166V166H167ZM205 165H206V164H205ZM237 165H238V164H237ZM240 165H242V164H240ZM8 166H10V165H8ZM157 166H158V164H157ZM157 166H156V167H157ZM161 166H162V165H161ZM159 167H160V166H159ZM162 167H163V166H162ZM162 167H160V168H162ZM235 167H236V166H235ZM163 168H164V167H163ZM207 168H204V169H207ZM232 168H233V167H232ZM15 169H16V168H15ZM154 169H155V168H154ZM154 169H153V170H154ZM158 169H159V168H158ZM204 169H203V170H204ZM146 170H148V168H147ZM146 170H145V171H146ZM148 171H149V170H148ZM155 171H156V170H154V173H153V174H155ZM211 171H212V170H211ZM229 171H230V170H229ZM60 172H61V171H60ZM146 172H147V171H146ZM203 172H204V171H203ZM205 172H206V170H205ZM205 172H204V174L206 175ZM215 172H217V171H215ZM150 173H151V171H150ZM207 173H208V172H207ZM217 173H218V172H217ZM231 173H232V172H231ZM202 174H203V173H202ZM202 174H201V175H202ZM204 174H203V175H204ZM218 174H219V173H218ZM222 174H223V173H222ZM226 174H227V173H226ZM63 175H64V176H62V177H66V176H67V175L65 176V174H63ZM145 175L147 176V174H145ZM149 175H150V174H149ZM149 175H148L147 177L151 178ZM164 175H165V177H164ZM215 175H216V177L218 176L217 174H215ZM220 175H221V173H220ZM220 175H219V176H220ZM55 176H57V175H55ZM59 176H61V175H59ZM146 176H143V177H146ZM199 176H200V175H199ZM209 176H211V175H209ZM147 177H146V178H147ZM211 177H212V176H211ZM216 177H215V178H216ZM59 178H60V177H59ZM66 178H67V177H66ZM66 178H65V179H66ZM154 178H156V176H154ZM177 178H178V177H177ZM215 178H214V179H215ZM41 179H42V178H41ZM41 179H40V182H41ZM50 179H53V181H54V180L56 179V177H55V178H51V177H50ZM50 179H49L48 181H50ZM68 179H69V178H68ZM143 179H144V178H143ZM183 179H182V180H183ZM193 179H194V178H193ZM195 179H196V178H195ZM201 179H202V178H201ZM207 179H208V178H207ZM220 179H221V178H220ZM225 179H226V178H225ZM43 180H44V179H43ZM43 180H42V181H43ZM60 180H62V179H60ZM141 180H142V178H141ZM147 180H148V179H147ZM149 180H150V179H149ZM177 180H178V179H177ZM177 180H176V181H177ZM191 180H192V179H191ZM197 180H198V179H197ZM202 180H203V179H202ZM204 180H205V178H204ZM211 180H212V179H211ZM217 180H218V179H217ZM217 180H212V181L214 182V181H217ZM261 180H263V178H262ZM13 181H14V180H13ZM13 181H11V182H13ZM44 181H45V180H44ZM48 181H47V182H48ZM57 181H58V180L56 179V182H57ZM139 181H140V180H139ZM144 181H146V180H144ZM178 181H179V180H178ZM180 181H181V180H180ZM206 181H207V180H206ZM218 181H220V180H218ZM218 181H217V182H218ZM225 181H226V180H225ZM228 181H229V180H228ZM14 182L17 183V181H14ZM14 182H13V183H14ZM37 182H38V180H37ZM37 182H36V183H37ZM142 182H143V181H142ZM151 182H154V180L151 181ZM183 182H184V181H183ZM194 182H195V181H194ZM196 182H199V181H196ZM200 182H201V180H200ZM208 182H209V181H208ZM208 182H207V183H208ZM226 182H227V181H226ZM18 183H19V182H18ZM18 183H17V184H18ZM43 183H44V182H43ZM139 183H140V182H139ZM143 183H145V182H143ZM148 183H149V182H148ZM185 183H186V182H185ZM203 183H204V182H203ZM223 183H224V182H223ZM228 183H230V181H229ZM14 184H15V183H14ZM38 184H39V183H38ZM46 184H47V183H46ZM49 184H50V183H49ZM61 184H62V183H61ZM136 184H137V183H136ZM136 184H135V188H136ZM180 184H182V182H181ZM180 184L178 183L177 186H180ZM210 184H211V183H210ZM219 184H222V183H219ZM29 185H30V184H29ZM51 185H52V184H51ZM56 185H57V184H56ZM56 185H55V186H56ZM62 185H63V184H62ZM140 185H141V184H140ZM197 185H198V184H197ZM204 185H206V183H205ZM260 185H261V184H260ZM12 186H13V184H12ZM14 186H15V185H14ZM23 186H25V185H23ZM26 186H27V185H26ZM39 186H41V185H39ZM48 186H49V185H48ZM186 186H188V184H187ZM198 186H199V185H198ZM201 186H202V185H201ZM201 186H200V187H201ZM220 186H221V185H220ZM27 187H28V186H27ZM58 187L60 188L61 186H58ZM175 187H176V186H175ZM14 188H15V187H14ZM14 188H12V189H14ZM17 188H18V186H17ZM22 188H23V187H22ZM33 188L35 189L36 187H33ZM49 188H50V187H49ZM49 188H48L47 190H49ZM55 188H56V187H55ZM62 188H64V186H63ZM133 188H134V187H133ZM142 188H144V187H142ZM142 188H140V189L143 190ZM176 188H177V187H176ZM179 188H180V187H179ZM185 188H186V187H184V191H186ZM220 188H222V187H220ZM26 189H27V188H26ZM28 189H29V188H28ZM30 189H31V188H30ZM44 189H45V188H44ZM51 189H52V188H51ZM57 189H58V188H57ZM60 189H61V188H60ZM140 189H139V190H140ZM144 189L146 190V188H144ZM171 189H172V188H171ZM174 189H175V188H174ZM182 189H183V188H181V191H182ZM186 189H187V188H186ZM202 189H203V188H202ZM260 189H261V188H260ZM18 190H19V189H18ZM18 190H16V191H18ZM45 190H46V189H45ZM45 190H44V191H45ZM47 190H46V191H47ZM54 190H56V189H54ZM135 190H136V189H135ZM137 190H138V189H137ZM139 190H138V191H139ZM145 190H144V192H145ZM164 190H165V189H164ZM169 190H170V189H169ZM176 190H177V189H176ZM203 190H204V189H203ZM206 190H207V189H206ZM12 191H13V190H12ZM16 191H13V192L16 193ZM22 191H23V190H22ZM42 191H43V189H42ZM42 191H41V193H42ZM52 191H53V189H52ZM61 191H62V190H61ZM132 191H133V190H132ZM167 191H168V190H167ZM174 191H175V190H174ZM19 192H20V191H19ZM19 192H18V194H19ZM23 192H24V191H23ZM39 192H40V190H39V191L37 190V192L35 191V193H39ZM53 192H54V191H53ZM57 192H58V191L56 190L54 193L57 194ZM130 192H131V191H130ZM135 192H136V191H135ZM144 192H143V194H144ZM147 192H148V190H147ZM149 192H148V193H149ZM175 192H176V191H175ZM194 192H195V191H194ZM201 192H202V190H201ZM31 193H32V192H31ZM45 193L50 194L49 192H45ZM51 193H52V192H51ZM58 193H59V192H58ZM60 193H61V192H60ZM65 193H66V192H65ZM65 193H64V194H65ZM137 193H138V192H137ZM157 193H158V192H157ZM205 193H206V191H205ZM12 194H14V193H12ZM12 194H11V195H12ZM18 194H17V195H18ZM48 194H47V195H48ZM52 194H53V193H52ZM56 194H55V195H56ZM64 194L62 193V195H64ZM140 194H141V193H140V191H139V195H140ZM154 194H155V193H154ZM29 195H30V194H29ZM33 195H35V194H32V197H35V196H33ZM47 195L45 194V196H47ZM55 195H54V197H55ZM59 195H60V194H58V196H59ZM65 195H66V194H65ZM65 195H64V196H65ZM74 195H75V194H74ZM76 195L78 196V194H76ZM144 195H146V194H144ZM147 195H148V194H147ZM149 195H150V193H149ZM152 195H153V193H152ZM173 195H174V194H173ZM173 195L171 194V196H173ZM177 195H178V193H177ZM177 195H176V196H177ZM180 195H181V194H180ZM201 195H202V194H201ZM251 195H252V194H251ZM253 195H254V194H253ZM257 195H258V194H257ZM257 195H256V196H257ZM5 196H6V195H5ZM12 196H13V195H12ZM14 196H16V195L14 194ZM14 196H13V197H14ZM23 196H24V195H23ZM36 196L38 197V196H40V195L37 194ZM41 196H42V195H41ZM48 196H49V195H48ZM48 196H47V197H48ZM69 196H70V195H69ZM69 196H67V197H69ZM77 196H75V197H77ZM141 196H142V195H141ZM141 196H140V197H141ZM198 196H199V193H198ZM18 197H19V196H18ZM26 197L28 198V195H27ZM47 197L44 199L43 196H42V198L44 199V202H45V200L47 201ZM79 197H80V196H79ZM79 197H78V198H79ZM254 197H255V195H254ZM6 198H7V197H6ZM8 198L10 199V195H9ZM22 198H25V197H22ZM27 198H25V199H27ZM30 198H31V195H30ZM35 198H36V197H35ZM38 198H39V197H38ZM38 198H37V200H38ZM48 198H49V197H48ZM57 198H58V197H57V195H56V199H57ZM70 198H71V197H70ZM80 198H81V197H80ZM82 198H83V197H82ZM179 198H180V196H179ZM181 198H182V197H181ZM181 198H180V199H181ZM239 198H240V197H239ZM256 198H257V197H256ZM256 198H255V199H256ZM14 199H15V198H14ZM31 199H32V198H31ZM31 199H30V201H31ZM52 199H53V198H52ZM74 199H75V198H74ZM176 199H177V198H176ZM247 199H248V198H247ZM5 200H7V199H5ZM11 200H12V199H11ZM34 200H35V199H34ZM50 200H51V199H50ZM50 200H48V201H50ZM53 200H54V199H53ZM177 200H178V199H177ZM234 200H235V199H234ZM8 201H10V200H8ZM8 201H7V202H8ZM25 201H26V200H25ZM25 201H24V202H25ZM15 202H19V201H15ZM20 202H21V201H20ZM22 202H23V200H22ZM28 202H29V200H28ZM33 202H35V201H33ZM40 202H41V201H40ZM40 202H37V203L39 204ZM53 202H54V201H52V203H53ZM173 202H174V200H173ZM173 202H171V203H173ZM260 202H261V201H260ZM29 203H30V202H29ZM35 203H36V202H35ZM47 203L49 204V202H47ZM15 204H17V203H15ZM23 204L26 205V202L23 203ZM27 204H28V203H27ZM31 204H32V202H31ZM40 204H42V202H41ZM50 204H51V203H50ZM100 204H103V202L101 201ZM100 204H99V205H100ZM250 204H251V203H250ZM250 204H249V205H250ZM28 205H30V204H28ZM28 205H27V207H28ZM36 205H37V204H36ZM42 205H44V204H42ZM104 205H105V204H104ZM254 205H255V204H254ZM13 206H14V204H13ZM15 206H16V205H15ZM15 206H14V207H15ZM22 206H23V208H26V207H24V205H22ZM22 206L19 205L18 207H22ZM33 206H34V204H33ZM33 206H32V208H33ZM37 206H38V205H37ZM46 206H49V205H46ZM101 206H102V205H101ZM251 206L253 207V205H250L249 207H251ZM263 206H264V205H263ZM52 207H55V206L53 205ZM96 207H97V206H96ZM98 207H100V206H98ZM103 207H104V206H103ZM171 207H172V206H171ZM240 207H241L242 209H245V208H247L248 206L243 205V206H240ZM240 207H239V208H240ZM16 208H17V207H15V209H16ZM29 208H31V206H30ZM101 208H102V207H101ZM173 208H174V207H173ZM261 208H262V206H261ZM261 208H260V210H261ZM263 208H264V207H263ZM13 209H14V208H13ZM251 209H252V208H251ZM251 209H250V210H251ZM20 210L22 211V209H20ZM26 210H28V208L25 209V211H26ZM30 210H31V213H32V209H30ZM30 210H28V211H30ZM263 210H264V209H263ZM263 210H262V212H263ZM12 211H13V210H12ZM14 211H15V210H14ZM17 211H18V210H17ZM23 211H24V209H23ZM239 211H240V210H239ZM253 211H255V207H254V210H253ZM256 211H257V210H256ZM258 211H259V210H258ZM232 212H233V211H232ZM235 212H236V211H235ZM249 212H250V211H249ZM262 212H261V213H262ZM21 213H23V212H21ZM26 213L28 214L27 211H26ZM182 213H184V212H181V214H182ZM186 213H188V212H186ZM236 213H237V212H236ZM251 213H252V212H251ZM256 213H257V212H256ZM263 213H264V212H263ZM27 214H26V215H27ZM34 214H36V213H34ZM177 214H178V213H177ZM181 214H179V215H181ZM237 214H238V213H237ZM237 214H236V215H237ZM254 214H255V213H254ZM17 215H18V214H17ZM26 215H25V213H24V216H26ZM29 215H30V212H29ZM179 215H178V217H180ZM182 215H183V214H182ZM187 215H188V214H187ZM236 215H235V216H236ZM238 215H239V214H238ZM241 215H242V214H241ZM243 215H244V214H243ZM251 215H252V214H251ZM251 215H250V216H251ZM255 215H258V214H255ZM263 215H264V214H263ZM34 216H35V215H33L32 217H34ZM172 216H173V214H172ZM174 216H176V215H174ZM245 216H246V214H245ZM247 216H248V215H247ZM252 216H253V215H252ZM261 216H262V214H261ZM182 217H183V216H182ZM241 217H242V216H241ZM262 217H263V216H262ZM29 218H30V217H29ZM34 218H35V217H34ZM34 218H33V219H34ZM50 218H51V217H50ZM172 218H173L172 220H174V217H172ZM221 218H222V217H221ZM224 218H225V217H224ZM236 218H237V217H236ZM244 218H245V217H244ZM256 218H257V217H256ZM20 219H22V218H20ZM37 219H38V218H37ZM53 219H54V218H53ZM59 219H60V218H59ZM179 219H180V218H179ZM215 219H217V218H215ZM215 219H212V220H215ZM219 219H220V217H219ZM226 219L228 220V218H226ZM226 219H224V220L226 221ZM234 219H235V218H234ZM237 219H238V218H237ZM263 219H264V218H263ZM263 219H262V220H263ZM13 220H14V219H13ZM15 220H16V219H15ZM30 220H31V219H30ZM30 220H29V221H30ZM172 220H171V221H172ZM177 220H178V218H177ZM181 220H182V219H181ZM183 220L186 221V220H188V219H186V220L183 219ZM217 220H218V219H217ZM217 220H216V222L218 223ZM220 220H221V219H220ZM220 220H219V221H220ZM224 220H222V221H224ZM231 220H232V219H231ZM235 220H236V219H235ZM240 220H241V219H240ZM248 220H249V219H248ZM248 220H247V221H248ZM255 220H257V219H254V220H252V221L249 220L250 222L248 221V225L250 224V229H251V228L253 229V226H252V225H253V223H255V222H254ZM262 220H261L260 222H263ZM36 221H38V220H36ZM232 221H233V220H232ZM237 221H238V220H237ZM21 222H22V221H21ZM21 222H20V223H21ZM209 222H211V221H209ZM234 222H235V221H234ZM234 222H233V223H234ZM244 222H245V221H243V223H244ZM258 222H259V220H258ZM18 223H19V222H18ZM22 223H23V222H22ZM22 223H21V224H22ZM33 223H34V221L32 222V224H33ZM36 223H37V222H36ZM182 223H183V222H182ZM207 223H208V222H207ZM211 223H212V222H211ZM228 223H229V220H228ZM256 223H257V222H256ZM256 223H255V224H256ZM26 224H27V222H26ZM32 224H31V225H32ZM37 224H38V223H37ZM208 224H209V223H208ZM225 224H226V223H225ZM251 224H252V225H251ZM261 224H262V223H261ZM19 225H20V224H19ZM22 225H23V224H22ZM180 225H181V224H180ZM185 225H186V224H185ZM219 225H222V224H219ZM243 225H245V224H243ZM243 225H242V226H243ZM246 225H247V224H246ZM246 225H245V226H246ZM248 225H247V228H249ZM11 226H13V224H12ZM29 226H30V225H29ZM205 226H206V225H205ZM209 226H211V225H209ZM212 226H213V225H212ZM212 226H211V227H212ZM237 226H238V224H237ZM245 226H244V227H245ZM254 226H255V225H254ZM15 227H17V226L15 225ZM18 227H19V226H18ZM20 227H22V226L20 225ZM177 227H179V226L177 225ZM180 227H181V226H180ZM180 227H179V228H180ZM183 227H184V226H183ZM202 227L204 228V226H202ZM216 227H217V226H216ZM216 227H214V229H211V231H212V230H215ZM235 227H236V226H235ZM235 227H234V228H235ZM240 227H241V226H240ZM240 227L237 228V229L242 230ZM179 228H178V229H179ZM203 228H201V230L199 231L200 233L203 232V230H202ZM218 228H219V226H218ZM218 228L216 229L217 231H218ZM220 228H221V227H220ZM234 228H233L232 226H229V225L226 226V225H225L224 230H226V232H228V231H235L236 229H234ZM242 228H243V227H242ZM247 228H246V229H247ZM12 229H14V228H12ZM12 229H11V231H12ZM15 229H16V228H15ZM175 229H176V226H175ZM180 229H182V228H180ZM195 229H196V228H195ZM243 229H244V228H243ZM221 230H222V229H221ZM17 231H18V230H16V232H15V231H14V232L17 233ZM178 231H179V230H178ZM196 231H197V230H196ZM196 231H194V232H196ZM201 231H202V232H201ZM217 231H216V234H217ZM242 231H243V230H242ZM18 232H19V231H18ZM20 232L22 233V230H21ZM20 232H19V234H20ZM23 232H24V231H23ZM180 232H181V231H180ZM191 232H193V231H191ZM197 232H198V231H197ZM197 232H196V233H197ZM199 232H198V233H199ZM204 232H205V231H204ZM204 232H203V233H204ZM208 232L210 233V230H209ZM214 232H215V231H214ZM219 232H220V231H219ZM219 232H218V234H219ZM222 232H223V231H222ZM15 233H14V234H15ZM186 233H187V232H186ZM188 233H189L188 235H191V234H192V233L190 234V232H188ZM203 233H202V235H203ZM205 233H206V232H205ZM209 233H208V234H209ZM112 234H113V233H112ZM112 234H111V235H112ZM114 234H115V233H114ZM212 234H213V232H212ZM218 234H217V236H218ZM231 234H232V233H231ZM231 234H230V235H231ZM109 235H110V233H109ZM115 235H116V234H115ZM127 235L129 236V234H127ZM185 235H186V234H185ZM188 235H187V237H189ZM192 235H193V234H192ZM192 235H191V237H193ZM206 235H207V234H206ZM214 235H215V234H214ZM208 236H209V235H208ZM208 236H206V237L204 236V237L207 239ZM211 236H212V235H211ZM217 236H216V237H217ZM224 236H225V235H224ZM228 236H229V235H228ZM228 236H225V237H228ZM232 236H236V235L233 234ZM104 237H105V236H104ZM109 237H110V236H109ZM109 237H108V238H109ZM118 237H120V236H118ZM126 237H127V236H125V237H123V238H125V239H126V242H127V238H128V237H127V238H126ZM194 237H195V235H194ZM197 237H198V238H197ZM197 237H196L197 240L199 239V237L201 238L200 235H198ZM222 237H223V236H222ZM105 238H106V237H105ZM120 238H121V237H120ZM205 238H203V239H205ZM218 238H219V236H218ZM218 238H217V239H218ZM228 238H229V237H228ZM231 238H232V237H231ZM233 238H234V237H233ZM193 239H194V238H193ZM203 239H202V240H203ZM210 239H211V237H210ZM215 239H216V238H215ZM222 239H225V238L223 237ZM106 240H107V239H106ZM112 240H113V239H112ZM112 240H110V241L112 242ZM116 240H117V239H116ZM119 240H120V239H119ZM128 240H129V239H128ZM158 240H159V239H158ZM158 240H157V241H158ZM161 240H162V239H161ZM197 240L195 239L194 242L197 241ZM202 240H201V241H202ZM211 240H212V239H211ZM108 241H109V240H108ZM108 241H106V242H108ZM113 241H115V240H113ZM120 241H121V240H120ZM124 241H125V240H124ZM157 241H156V242H157ZM198 241H199V240H198ZM203 241H204V240H203ZM205 241H208V240H205ZM205 241L203 242V244L205 243ZM104 242H105V241H104ZM128 242H129V241H128ZM152 242H153V241H152ZM152 242H151V243H152ZM164 242H165V240H164ZM192 242H193V241H192ZM86 243H87V242H86ZM86 243H84L83 245H85ZM121 243H123V242L121 241ZM130 243H131V242H130ZM130 243H129V244H130ZM151 243H150V244H151ZM196 243H197V242H195V244H196ZM89 244H90V243H89ZM89 244H88V245H89ZM123 244H124V243H123ZM126 244H127V243H126ZM161 244H162V243H161ZM199 244H200V243H199ZM83 245H82V246H83ZM88 245H87V246H88ZM145 245H146V244H145ZM145 245H144V246H145ZM148 245H149V244H148ZM201 245H202V244H201ZM201 245H200V246H201ZM82 246H81V248H82ZM130 246H131V245H130ZM141 246H142V245H141ZM141 246H140V247H141ZM149 246H150V245H149ZM202 246H203V245H202ZM142 247H143V246H142ZM83 248H84V247H83ZM88 248H89V246L87 247V249H88ZM92 248H93V246H90L89 249L92 250ZM147 248H148V246H147ZM147 248H146V249H147ZM149 248H150V247H149ZM153 248H154V247H153ZM153 248H151V249H153ZM164 248H165V250H166V247H164ZM87 249H86V250H82V251H81V249H80V252H82V254H83V252H85V251L89 253L90 251L87 250ZM155 249H158V248H155ZM138 250H140V249H138ZM141 250H142V249H141ZM141 250H140V252H141ZM143 250H145V248H143ZM143 250H142V251H143ZM153 250H154V249H153ZM153 250H152V251H153ZM135 251H136V250H135ZM145 251H146V250H145ZM155 251H156V250H155ZM155 251H153V252H155ZM158 251H159V250H158ZM168 251H169V250H168ZM86 252H85V254H86ZM140 252H138V253L140 254ZM143 252H144V251H143ZM147 252H148V250H147ZM133 253L135 254L134 251H133ZM138 253H137V254H138ZM144 253H145V252H144ZM137 254H135V256H136ZM146 254H147V253H146ZM146 254H145V255H146ZM152 254H153V253H152ZM154 254H155V253H154ZM141 255H144V254L141 253ZM145 255H144V256H145ZM149 255H150V254H149ZM157 255H158V254H157ZM157 255H154V257L157 256ZM129 256H130V255H129ZM139 256H140V255H139ZM139 256H138V258H139ZM146 256H147V255H146ZM151 256H152V255H150V256H148V257H151ZM132 257H134V255H133ZM140 257L142 258V256H140ZM127 258H128V257H127ZM130 258H131V257H130ZM135 258H137V257H135ZM155 258H157V257H155ZM132 259H133V258H132ZM142 259H143V258H142ZM149 259H150V258H149ZM149 259H148V260H149ZM126 260H127V259H126ZM126 260H125V261H126ZM128 260H129V259H128ZM143 260H144V259H143ZM145 260H146V258H145ZM152 260H153V259H152ZM129 261H131V259H130ZM169 261H170V260H169ZM179 261H180V260H179ZM134 262H135V261H134ZM140 262H141V261H140ZM177 262H178V261H177ZM183 262H184V261H183ZM183 262H180V263L184 264ZM126 263H127V261H126ZM141 263H142V262H141ZM141 263H140V264H141ZM165 263H166V262L164 261V264H165ZM167 263H168V261H167ZM170 263H171V261H170ZM18 264H19V263H18ZM128 264H129V263H128ZM130 264H131V263H130ZM162 264H163V263H162ZM168 264H169V263H168ZM172 264H174V263H172ZM178 264H179V263H178Z\"/></svg>",
    "mask_w": 264,
    "mask_h": 264
}]
</instances>
